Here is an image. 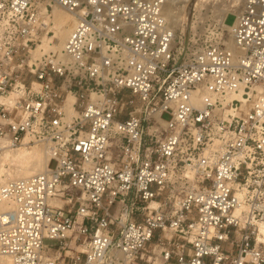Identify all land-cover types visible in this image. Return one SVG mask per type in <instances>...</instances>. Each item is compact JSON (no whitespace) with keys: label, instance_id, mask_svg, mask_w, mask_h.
Masks as SVG:
<instances>
[{"label":"built area","instance_id":"1","mask_svg":"<svg viewBox=\"0 0 264 264\" xmlns=\"http://www.w3.org/2000/svg\"><path fill=\"white\" fill-rule=\"evenodd\" d=\"M171 1L0 0V152L48 158L0 184V259L264 264V0L194 48Z\"/></svg>","mask_w":264,"mask_h":264},{"label":"bare ground","instance_id":"2","mask_svg":"<svg viewBox=\"0 0 264 264\" xmlns=\"http://www.w3.org/2000/svg\"><path fill=\"white\" fill-rule=\"evenodd\" d=\"M206 1L207 0H173L171 2L166 3L164 6V15L168 24H171L173 28L176 27V25L178 24L179 15L173 7L177 3H183L184 6L189 9L187 11V9L185 8L186 11L189 12L190 10L201 7V5ZM46 21L52 22L54 35L48 36L46 39H44L42 48H44V51L46 52L50 50L56 51L63 46V43L65 42L68 34L71 31V25L74 26L76 19L73 14L63 9L61 10V8L55 7L51 16H46ZM234 21L232 22V24H226L225 22V27H227L231 31L234 25ZM230 43H232L231 40ZM32 147L6 149L0 152V184H3L8 181L7 173H3V171L1 170V168H4V165L7 163L5 161H8L13 166H15L14 179L9 180L26 178L44 170L48 163V158L45 151L42 148V152L34 149H26ZM2 175L5 177V180L1 179ZM0 264H10V262L4 258H1Z\"/></svg>","mask_w":264,"mask_h":264},{"label":"rangeland","instance_id":"3","mask_svg":"<svg viewBox=\"0 0 264 264\" xmlns=\"http://www.w3.org/2000/svg\"><path fill=\"white\" fill-rule=\"evenodd\" d=\"M239 6V0H207L201 7L190 10L189 13L187 12L189 9L183 3H177L173 7L179 15V21L176 27L173 28L171 24L170 26L176 30L178 47L194 48L201 43L214 41L216 38L230 41L231 31L224 24L225 22L232 24ZM72 27L73 25L71 29ZM164 117L167 118L166 115ZM26 149L43 151L39 146ZM5 162L7 163L1 170L7 173L8 180L14 179L15 166L8 161ZM1 179L5 180V177L2 175Z\"/></svg>","mask_w":264,"mask_h":264}]
</instances>
